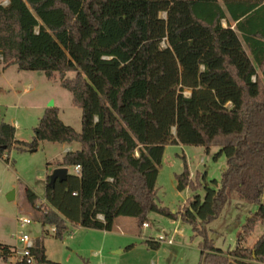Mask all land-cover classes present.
Here are the masks:
<instances>
[{
	"label": "trees",
	"instance_id": "trees-1",
	"mask_svg": "<svg viewBox=\"0 0 264 264\" xmlns=\"http://www.w3.org/2000/svg\"><path fill=\"white\" fill-rule=\"evenodd\" d=\"M4 1L2 69L58 75L82 109L81 132L57 108L46 109L31 142L17 140L12 124L0 125V157L7 161L12 148L36 150L42 140L81 144L56 166L72 171L53 183L46 177L44 202L25 189L38 221L63 238L71 225L111 231L120 216L143 226L148 212L157 211L180 217L202 236L203 264H264V232L246 244L264 224V0ZM229 18L235 27L223 25ZM179 143L206 152L218 147L214 157L224 154L227 165L216 189L205 183L206 172L192 179L185 163L177 188L194 194L172 212L155 200L157 178L165 146ZM233 197L260 205L236 246L224 251L206 224ZM144 242L159 247L151 238ZM12 253L0 244L2 258ZM30 253L32 264L50 261L40 237Z\"/></svg>",
	"mask_w": 264,
	"mask_h": 264
},
{
	"label": "rangeland",
	"instance_id": "rangeland-1",
	"mask_svg": "<svg viewBox=\"0 0 264 264\" xmlns=\"http://www.w3.org/2000/svg\"><path fill=\"white\" fill-rule=\"evenodd\" d=\"M222 22L227 24L226 20ZM67 76L72 77L74 73L69 72ZM185 93L189 95L190 91L185 90ZM72 98L58 75L49 78L42 71L21 70L12 65L0 72V125L3 122L12 124L17 140L31 142L34 127L46 109L54 107L65 124L81 132L82 109L73 104ZM50 102H53L52 106ZM71 145L75 149L81 146L77 141ZM66 146V143L42 140L36 150L12 148L8 152V161L0 157V244L13 247L10 257L15 258V263L23 248L19 232L23 230L34 236V230H37L50 259L44 264H203L202 236L195 234L192 226L180 217L173 219L157 211L148 212V227L139 226L134 217L120 216L111 231L70 226L63 238L55 237L49 225L43 226L38 221V212L25 199V189L31 188L39 201H45L46 177L62 160ZM218 150V147H212L206 152L203 146L167 144L157 178V204L177 212L194 194L190 187L177 188L176 175L184 170L185 163L192 179L197 173L206 172L205 183L219 188L227 158L224 154L215 158ZM214 179L217 184L212 182ZM12 191L13 195L8 198ZM198 192L203 198L204 186ZM261 204L264 205V192ZM259 205L231 198L220 215L206 224L208 236L216 247L224 251L233 249L247 218L258 210ZM22 217L32 220L24 229L18 221ZM263 232L264 224L258 223L246 244H252ZM161 235L171 238L172 243L158 240ZM146 238L158 241L159 247H149L144 242ZM0 264L13 263L0 256Z\"/></svg>",
	"mask_w": 264,
	"mask_h": 264
},
{
	"label": "built area",
	"instance_id": "built-area-1",
	"mask_svg": "<svg viewBox=\"0 0 264 264\" xmlns=\"http://www.w3.org/2000/svg\"><path fill=\"white\" fill-rule=\"evenodd\" d=\"M8 0H5L4 3H7ZM74 171L76 173H79L80 171V166L77 165L74 168ZM19 221V226L24 229L26 228L28 225H30L32 223V220L29 217H22L18 219ZM144 227H148L149 224L147 222H145L143 224ZM54 229V228H53ZM19 240L23 243V248L19 251V257L23 258L26 260L27 263L32 264L34 262V258L30 253L31 248L34 246V236H30L28 233L24 232L23 230H21L19 232V236H18ZM158 240L160 241H167L168 243H172V239L169 238L167 239L165 236L161 235L158 237Z\"/></svg>",
	"mask_w": 264,
	"mask_h": 264
},
{
	"label": "crops",
	"instance_id": "crops-1",
	"mask_svg": "<svg viewBox=\"0 0 264 264\" xmlns=\"http://www.w3.org/2000/svg\"><path fill=\"white\" fill-rule=\"evenodd\" d=\"M224 20H226L227 21V24H223L224 26H227L229 23L232 25V27H235V22L233 21V20H231L230 18L227 20V19H224ZM223 23V22H222ZM7 69V68H6ZM5 69H0V72L1 71H4ZM67 144V146H66V148H65V153L66 152H68V151H71V150H74L75 148L74 147H72V145L71 144H68V143H66ZM68 168V171H72L73 170V168H72V170H71V168L70 167H67ZM72 227H73V225H71ZM74 227H76V228H78V227H82L81 225H75ZM89 229V228H88ZM50 230L54 233V229H53V227H51L50 226ZM34 236L35 237H40L41 236V233L40 232H38L37 230H34ZM45 246V245H44ZM46 248V247H45ZM46 255H47V259H49V257H48V252H47V248H46ZM12 258L13 257H9L8 259H7V261H9L10 263H15V258H14V260H12ZM50 260V259H49ZM52 261V260H51ZM53 262V261H52Z\"/></svg>",
	"mask_w": 264,
	"mask_h": 264
},
{
	"label": "water",
	"instance_id": "water-1",
	"mask_svg": "<svg viewBox=\"0 0 264 264\" xmlns=\"http://www.w3.org/2000/svg\"><path fill=\"white\" fill-rule=\"evenodd\" d=\"M53 102H50V106H52ZM68 168L67 167H56L52 174L50 175L51 182L53 183L58 177H64L68 173ZM14 191L10 192L8 195V198H11L13 195Z\"/></svg>",
	"mask_w": 264,
	"mask_h": 264
}]
</instances>
